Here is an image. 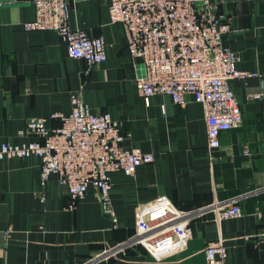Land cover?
<instances>
[{
    "label": "crops",
    "instance_id": "crops-1",
    "mask_svg": "<svg viewBox=\"0 0 264 264\" xmlns=\"http://www.w3.org/2000/svg\"><path fill=\"white\" fill-rule=\"evenodd\" d=\"M69 1L71 28L104 39L107 58L88 77L84 62L68 56L56 32L24 30L35 16L32 0H0V145L32 141L19 135L26 123L68 114L71 94L81 89L92 113H108L121 124L124 149L152 153L154 161L133 176L109 174L114 215L108 217L93 186L70 210L56 176L42 184L37 156L0 159V264H206V248L220 244L225 264H264V0H214L232 27L224 41L235 67L262 80L230 81L242 121L220 135L213 158L200 103L188 97L179 106L168 95L143 100L136 79L144 66L130 56L123 25L110 22L109 0ZM259 91V99L252 97ZM236 197L241 216L196 220L176 253L156 259L133 245L101 259L134 234L138 210L160 198L187 211Z\"/></svg>",
    "mask_w": 264,
    "mask_h": 264
},
{
    "label": "built area",
    "instance_id": "built-area-1",
    "mask_svg": "<svg viewBox=\"0 0 264 264\" xmlns=\"http://www.w3.org/2000/svg\"><path fill=\"white\" fill-rule=\"evenodd\" d=\"M35 16L23 24L24 30H50L65 42L70 58L85 64L83 74L105 62L104 39L90 36L69 24V0H32ZM111 23H121L126 33V47L133 59L144 66V75L136 79L138 92L145 103L153 95H168L184 106L188 97L204 110L207 144L211 155L219 150L220 135L242 121L239 104L230 87L233 79L258 78L257 73L238 70L234 54L224 37L232 27L217 13L214 0H109ZM256 92L252 97L260 98ZM68 114L53 113L29 120L20 136L33 140L21 144L4 142L0 159L28 158L41 160L40 179L45 184L56 176L74 209L89 186L97 190L102 212L112 217L109 174L116 171L133 176L137 168L153 163L154 155L138 148L124 149L121 124L108 113L94 114L81 89L70 96ZM58 120L52 128L49 122ZM244 153L247 154L245 148ZM211 216L220 221L241 216L238 198L214 200L211 204L179 211L165 198L141 207L137 212L135 232L101 259L125 254L126 248L141 245L156 259L180 251L193 235V223ZM11 229L3 232L6 240ZM223 245L205 250L206 264H225Z\"/></svg>",
    "mask_w": 264,
    "mask_h": 264
},
{
    "label": "water",
    "instance_id": "water-1",
    "mask_svg": "<svg viewBox=\"0 0 264 264\" xmlns=\"http://www.w3.org/2000/svg\"><path fill=\"white\" fill-rule=\"evenodd\" d=\"M260 248H261L262 250H264V243H261V244H260Z\"/></svg>",
    "mask_w": 264,
    "mask_h": 264
}]
</instances>
